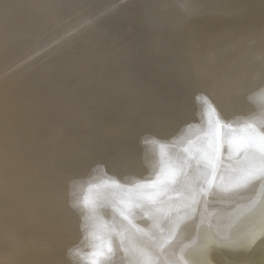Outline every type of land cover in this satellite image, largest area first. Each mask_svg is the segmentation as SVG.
Masks as SVG:
<instances>
[{
    "label": "bare ground",
    "instance_id": "6f19581e",
    "mask_svg": "<svg viewBox=\"0 0 264 264\" xmlns=\"http://www.w3.org/2000/svg\"><path fill=\"white\" fill-rule=\"evenodd\" d=\"M7 249L264 264V0H0Z\"/></svg>",
    "mask_w": 264,
    "mask_h": 264
},
{
    "label": "rangeland",
    "instance_id": "374dc122",
    "mask_svg": "<svg viewBox=\"0 0 264 264\" xmlns=\"http://www.w3.org/2000/svg\"><path fill=\"white\" fill-rule=\"evenodd\" d=\"M56 220H57V225H58L59 220H58L57 218H56ZM59 223H60V222H59ZM58 227L60 228V224L58 225ZM59 228H58V230H59ZM4 247H6V246H2L1 249L4 248ZM9 250H10V251H13V249H9ZM9 250H8V249L6 250L7 254H5L4 252L1 253V254H2V257H4V258H2V257L0 256V260L3 259V260L0 261V263H2V264H4V263H12L13 261L16 260V258H17V254H14V253H16L15 250H14V253H13L14 255H12V254H11L12 252H9ZM7 255H8V256H7ZM9 255H10V256H9ZM11 255H12V256H11ZM5 256H6L7 258H6ZM36 256H37V257H36ZM13 257H14L15 259H14ZM34 257H35V259L41 261V258H40L39 255H34ZM9 259H10V260H9ZM2 261H4V262H2ZM6 261H7V262H6Z\"/></svg>",
    "mask_w": 264,
    "mask_h": 264
}]
</instances>
